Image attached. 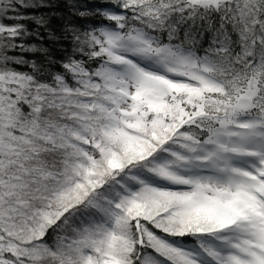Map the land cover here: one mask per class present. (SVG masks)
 Segmentation results:
<instances>
[{
	"label": "snow or ice",
	"instance_id": "6c2138e0",
	"mask_svg": "<svg viewBox=\"0 0 264 264\" xmlns=\"http://www.w3.org/2000/svg\"><path fill=\"white\" fill-rule=\"evenodd\" d=\"M0 264H264V0H0Z\"/></svg>",
	"mask_w": 264,
	"mask_h": 264
},
{
	"label": "trees",
	"instance_id": "16d2710c",
	"mask_svg": "<svg viewBox=\"0 0 264 264\" xmlns=\"http://www.w3.org/2000/svg\"><path fill=\"white\" fill-rule=\"evenodd\" d=\"M97 2H98V0H97ZM54 23H55V21H54ZM51 47H53V55H55L57 58H60L62 56V53L59 51H56L54 46H51Z\"/></svg>",
	"mask_w": 264,
	"mask_h": 264
}]
</instances>
